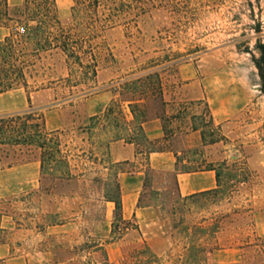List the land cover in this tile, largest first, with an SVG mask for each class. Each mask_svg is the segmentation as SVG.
<instances>
[{
  "label": "rangeland",
  "instance_id": "374dc122",
  "mask_svg": "<svg viewBox=\"0 0 264 264\" xmlns=\"http://www.w3.org/2000/svg\"><path fill=\"white\" fill-rule=\"evenodd\" d=\"M56 1L62 22L76 24L75 0ZM141 1L150 9L146 16L137 23H122L96 42V82L84 79L79 67L58 52L44 54L37 64L31 90L44 89L32 94L31 106L44 114L48 131H60L62 149L74 173L83 177L52 179L42 174L35 159H0L5 230L0 247L6 251L5 260L104 263L102 252L92 247L97 243L105 245L110 264H126L124 258L145 245L157 257L156 264H217L202 252L196 260L190 258V246L200 244L207 251L245 247L238 262L247 254L251 264L257 263L250 259L256 253L247 245L257 243L255 235L264 241V93L255 64L261 57L256 44H264V0H181L178 8H164L162 0ZM252 9L262 14L261 35L252 30L257 25L248 17ZM7 33L0 30V41ZM149 73L160 75L170 115L187 107L191 117L197 116L191 119L197 126L211 115L221 128L224 141L186 154L194 162L191 167L213 164L220 183L214 193L185 199L178 194L173 174L147 170L140 204L156 210V225L152 226V215L146 216L142 224L132 222L137 230L113 242L114 205L102 199L116 181V168H104L113 167L110 145L118 137L135 141L145 152L153 147L138 124L128 125L118 109L109 117L103 115L114 102L129 105L124 100L131 95L121 96L126 91L120 81ZM11 96L14 106L1 115L30 110L24 90ZM149 107L153 117L161 104L152 101ZM93 117L101 119L92 121ZM175 122L172 129L179 123ZM12 163L21 167L19 172L8 171ZM96 179L102 180L95 183Z\"/></svg>",
  "mask_w": 264,
  "mask_h": 264
},
{
  "label": "trees",
  "instance_id": "16d2710c",
  "mask_svg": "<svg viewBox=\"0 0 264 264\" xmlns=\"http://www.w3.org/2000/svg\"><path fill=\"white\" fill-rule=\"evenodd\" d=\"M162 1L164 4L166 3V5H162L164 8H178L179 2H181V0ZM249 5L253 7L251 2ZM154 8L156 7L153 5L152 9ZM149 11L150 9L141 0H75L72 16L76 24L66 26L61 20L56 0H24L23 5L17 7H11L9 0H0V28L9 30V35L0 41V95L24 90L28 95L30 104L28 111L0 115V159H13L15 163L35 159L40 162L44 176L58 180H80L83 174L74 173L70 156L65 154L62 149V143L59 139L60 131H48L44 114L31 106L32 94L44 88L35 87L31 90L30 79L33 78V72H35L37 64L42 61L44 54L58 52L66 57L68 64L79 67L84 79L96 82L100 71L99 62L95 56L96 42L102 39L104 33L122 25V23H137ZM176 15L180 18L184 17L181 12L176 13ZM248 17L257 23L255 27H252V30L257 35H261L262 14H256L252 9ZM255 48L261 55L259 59H255V64L264 93V44L258 42ZM246 52H251L249 46L246 48ZM69 75L73 77L72 73ZM120 83L123 84L126 91V93H121V96L131 95V97H126L124 103L129 104L130 111L134 116L133 122L138 124L140 133H142V125L145 122L157 117L164 121L166 135L169 138L171 131L187 130L189 118L197 117L196 115L191 117L187 107L183 111H179L177 115L168 113L169 103L164 99V84L158 73H149L137 79L120 81ZM152 101L156 103L159 101L161 104L153 117L149 116V106ZM117 109L128 125H131L133 122H128L123 105L118 102H114L103 117L113 115ZM208 112L210 113L209 108ZM99 119L101 117H93L91 120ZM175 121H179L178 126L170 130L171 124ZM189 129L200 130L205 145H215L224 141L221 128L215 125L211 115L209 121H205L199 126L193 121V125ZM120 139L117 137L113 142ZM152 147L149 153L165 150L164 146L158 142L152 143ZM23 158L27 159L22 160ZM177 158L179 165L181 159L178 156ZM13 164H10L9 167H12ZM112 165L113 167L105 166L104 168L109 171L116 168V181L113 187L108 186L102 199L106 203H113L115 206L112 237L113 242H116L122 240L130 231L137 230V227L133 225L132 221H127L123 217L122 192L118 181L119 174L123 171L122 165ZM202 170L216 171L219 186L221 176L213 164L198 167L184 165L177 171L191 173ZM61 171L63 172L58 177V173ZM151 171L155 172L154 170ZM101 180L96 179L95 183H99ZM214 192L216 190L203 194ZM189 198L191 197L185 199ZM140 207L143 206L140 204ZM2 219L3 215H0V234L5 232L1 226ZM200 231L198 229V232ZM255 237L257 243L249 242L247 245L248 249H252L256 253L250 259L257 260V263L254 264H264V241L257 235ZM92 247L95 252H102L104 263L93 262L88 264H110L108 257L104 254V244L95 243ZM241 249H245V247H241ZM216 250L221 249L213 248L207 251L205 246L200 244L191 245L188 249L190 258L194 260L200 252L210 255ZM245 255L243 260L236 264H251ZM156 258L149 247L145 245L144 249L133 252L128 258H124V262L126 264L132 262V264H156ZM260 258L262 259L260 260Z\"/></svg>",
  "mask_w": 264,
  "mask_h": 264
},
{
  "label": "crops",
  "instance_id": "0c3cea01",
  "mask_svg": "<svg viewBox=\"0 0 264 264\" xmlns=\"http://www.w3.org/2000/svg\"><path fill=\"white\" fill-rule=\"evenodd\" d=\"M12 1L9 0L10 6ZM14 6H22L24 0H15ZM0 30H7L0 28ZM5 37L9 35V30ZM4 37V38H5ZM11 91L0 95V115L10 111L14 106L12 103ZM40 93V92H37ZM32 98V96H31ZM197 100H202L201 98ZM28 101V95H27ZM202 102V101H199ZM29 103V102H28ZM128 122L134 121L129 105L123 106ZM170 114V113H169ZM174 124H177L176 122ZM189 128L193 125L191 118L188 120ZM178 126V125H177ZM171 131L170 137L166 135L164 121L160 118L153 117L142 125V135L149 143L158 142L165 148L163 152L149 153L144 151L135 141H127L124 138L113 142L110 146V155L112 164H121L128 167L119 174L118 181L121 186L123 217L127 221H136L142 224L146 216L152 215V226L156 225L157 212L154 208L140 207V199L146 181L147 170L164 171L175 176L178 194L182 198L193 197L203 193L211 192L218 189V177L216 171L202 170L191 173L178 172L184 165H192L187 153L211 149L215 145H205L202 132L190 130ZM172 125L170 126V130ZM178 157L181 162L178 165ZM1 163V161H0ZM21 169V167H20ZM19 167H10L9 172H19ZM113 204V203H108ZM114 205V204H113ZM115 209V206H114ZM113 209V211H114ZM115 243H113L114 245ZM153 249V247H152ZM242 249L216 250L210 254V260L217 264H236L239 263L237 256ZM6 251L0 247V264H26L22 257H12L7 260Z\"/></svg>",
  "mask_w": 264,
  "mask_h": 264
}]
</instances>
